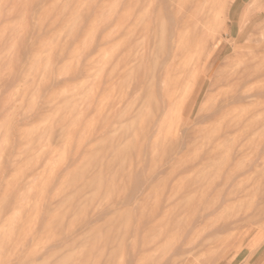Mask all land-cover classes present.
Listing matches in <instances>:
<instances>
[{"label":"rangeland","instance_id":"374dc122","mask_svg":"<svg viewBox=\"0 0 264 264\" xmlns=\"http://www.w3.org/2000/svg\"><path fill=\"white\" fill-rule=\"evenodd\" d=\"M0 232V264H264V0H0Z\"/></svg>","mask_w":264,"mask_h":264},{"label":"bare ground","instance_id":"6f19581e","mask_svg":"<svg viewBox=\"0 0 264 264\" xmlns=\"http://www.w3.org/2000/svg\"><path fill=\"white\" fill-rule=\"evenodd\" d=\"M222 22V21H221ZM220 22V23H221ZM226 22V21H225ZM223 23V22H222ZM218 25H220V24H218ZM217 25V26H218ZM213 28V27H212ZM201 49V48H200ZM204 52V51H203ZM187 54V53H186ZM252 54V53H251ZM194 56V55H193ZM193 56L191 57V58H193ZM203 56V55H202ZM194 57H196V56H194ZM236 58V57H235ZM196 59V58H195ZM253 61V60H252ZM258 65V64H257ZM263 66V65H262ZM259 68V67H258ZM262 68V67H261ZM186 69V68H185ZM257 69V68H256ZM197 73V72H196ZM245 73V72H244ZM198 74V73H197ZM193 76V75H192ZM193 78H194V76H193ZM193 80H195L196 81V76H195V79H193ZM194 82V81H193ZM191 85H193V83H191ZM5 232V231H4ZM3 232H0V234H2Z\"/></svg>","mask_w":264,"mask_h":264}]
</instances>
